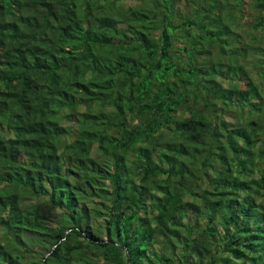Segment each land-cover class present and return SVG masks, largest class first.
<instances>
[{
  "label": "trees",
  "instance_id": "1",
  "mask_svg": "<svg viewBox=\"0 0 264 264\" xmlns=\"http://www.w3.org/2000/svg\"><path fill=\"white\" fill-rule=\"evenodd\" d=\"M229 1L0 0V264H264V47Z\"/></svg>",
  "mask_w": 264,
  "mask_h": 264
},
{
  "label": "rangeland",
  "instance_id": "2",
  "mask_svg": "<svg viewBox=\"0 0 264 264\" xmlns=\"http://www.w3.org/2000/svg\"><path fill=\"white\" fill-rule=\"evenodd\" d=\"M256 1L257 0H244L243 1V5H241L240 8H237V12L235 11V12H233L234 14H232L231 16H228V21L229 22H235V23L238 22L237 26H235V29H236V33L237 34L242 35L241 43H240V45L242 47L245 44H247V43L252 44V45H256V42L255 43L253 42V40H255V39H259L257 41V44L259 46L264 47V28H261V29L257 30V32H254V30H253L254 29L253 28V24L255 22H257V18L261 14L264 15V11H261L259 9V7L256 6ZM197 2H198V0H188V2H187V0H174L175 6L173 7V13H174L175 16L173 18V23H179L182 20H184V15L186 13H189L191 11L190 9H192V7ZM186 3H189V8L188 9L186 7V5H187ZM226 4H227V7L224 10V12H227L229 9H233V6H231V5H233V0L227 2ZM178 45H180V44H178ZM214 47H213V51H214L213 56H217L218 53H217V50H214ZM211 56H212V54H211ZM213 56H212V59H213V61H215ZM253 77L259 79V77L256 74V72H253ZM241 89L243 91L246 90L244 86H241ZM241 93H242V91H241ZM216 116H218L220 120L221 119L225 120L230 125L233 124V126H235L237 114H235V113L234 114L233 113L232 114L231 113H225L224 114V112H223V113H220V114H216ZM134 123L135 124L138 123L137 120H135ZM261 132H262V130L260 131V130L256 129V127H255V130L252 127L248 128V133L251 135V137L255 138L254 135H255V133H257L259 136L262 137L261 142L264 144V134L261 133ZM251 145H252V147H255V145H259V144L253 143ZM94 152L97 153V147L96 146H94ZM259 164H260V161L256 163V165H259ZM262 167L264 168V162L262 163ZM221 168H226V167H224L222 164H218V169H221ZM207 173L211 177H213V175H214V174H210V171H208ZM255 177L258 178V174L257 173H255ZM239 178H240V176H239ZM192 181H194V180H192ZM106 184L108 185L109 182L106 181ZM189 186H190V188L192 186H194L193 182L189 183ZM225 188L226 187H222V189H225ZM213 189H215L214 185L212 186V184L209 185V184H206L205 182H199V189H198V194L197 195H199L200 201H203L202 195H204V193L207 190L213 191ZM241 196L243 197L245 195L242 193ZM258 200H259L260 206L262 208H264V199L259 198ZM200 203H202V202H200ZM193 222L195 224L197 223L195 220H193ZM206 223H207V221L205 219H201L199 225L200 226L203 225V227H204L206 225ZM89 255H90V257H92L90 252H89ZM37 259L39 260V258H37ZM88 261H89V257L80 256L79 258L76 257L75 264H86Z\"/></svg>",
  "mask_w": 264,
  "mask_h": 264
}]
</instances>
